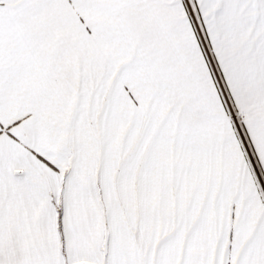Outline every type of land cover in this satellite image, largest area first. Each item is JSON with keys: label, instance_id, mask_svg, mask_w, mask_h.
<instances>
[{"label": "snow or ice", "instance_id": "6c2138e0", "mask_svg": "<svg viewBox=\"0 0 264 264\" xmlns=\"http://www.w3.org/2000/svg\"><path fill=\"white\" fill-rule=\"evenodd\" d=\"M0 264H264V0H0Z\"/></svg>", "mask_w": 264, "mask_h": 264}]
</instances>
